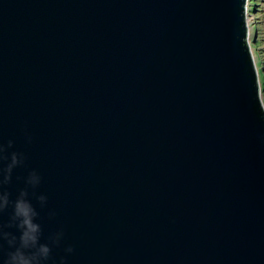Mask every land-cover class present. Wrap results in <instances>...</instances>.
Returning <instances> with one entry per match:
<instances>
[{
	"label": "water",
	"instance_id": "95a60500",
	"mask_svg": "<svg viewBox=\"0 0 264 264\" xmlns=\"http://www.w3.org/2000/svg\"><path fill=\"white\" fill-rule=\"evenodd\" d=\"M249 13L250 0H0V142L25 154L2 187L11 198L39 173L41 239L63 233L48 264H264Z\"/></svg>",
	"mask_w": 264,
	"mask_h": 264
},
{
	"label": "clouds",
	"instance_id": "9594fccd",
	"mask_svg": "<svg viewBox=\"0 0 264 264\" xmlns=\"http://www.w3.org/2000/svg\"><path fill=\"white\" fill-rule=\"evenodd\" d=\"M12 144L11 139L0 142V212L10 208L8 218L0 221V241L7 245L0 255V264H48L52 259L51 249L60 243L63 233L61 229L49 231L41 239L42 227L36 219L39 216L37 205L42 208L46 196L43 192L35 191L41 179L36 169H28L22 186L11 198L8 189L2 187L8 184L14 167L22 165L25 160L23 152L9 150ZM47 214L50 216L53 211L49 209ZM9 228L16 231L6 230ZM64 251L71 252V244L66 245ZM64 260V256L59 257L60 264ZM52 264H56L54 259Z\"/></svg>",
	"mask_w": 264,
	"mask_h": 264
},
{
	"label": "rangeland",
	"instance_id": "374dc122",
	"mask_svg": "<svg viewBox=\"0 0 264 264\" xmlns=\"http://www.w3.org/2000/svg\"><path fill=\"white\" fill-rule=\"evenodd\" d=\"M249 30V44L262 76L264 103V0H250Z\"/></svg>",
	"mask_w": 264,
	"mask_h": 264
}]
</instances>
